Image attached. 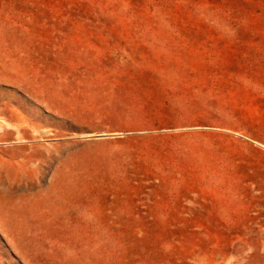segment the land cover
I'll return each mask as SVG.
<instances>
[{"label": "rangeland", "instance_id": "obj_1", "mask_svg": "<svg viewBox=\"0 0 264 264\" xmlns=\"http://www.w3.org/2000/svg\"><path fill=\"white\" fill-rule=\"evenodd\" d=\"M0 264H264V0H0Z\"/></svg>", "mask_w": 264, "mask_h": 264}, {"label": "crops", "instance_id": "obj_2", "mask_svg": "<svg viewBox=\"0 0 264 264\" xmlns=\"http://www.w3.org/2000/svg\"><path fill=\"white\" fill-rule=\"evenodd\" d=\"M71 163L70 165H73L74 161L70 160ZM69 166V165H68ZM135 172L137 173V171L135 170ZM100 203H103V201L101 200H94V203L96 205H99ZM120 207L124 208V209H128L126 211H122L120 212V214H140V213H146V214H152V215H156V214H165L167 213L166 210H162L163 208H167L168 207V202L166 200V198L162 197V196H154V197H148L144 200L139 199V198H122L121 202L119 203ZM144 207V209L142 210H133L134 208L137 207ZM161 209V210H159ZM83 216H87L86 214L79 216L81 218H78L74 221H87V220H92V219H82Z\"/></svg>", "mask_w": 264, "mask_h": 264}, {"label": "bare ground", "instance_id": "obj_3", "mask_svg": "<svg viewBox=\"0 0 264 264\" xmlns=\"http://www.w3.org/2000/svg\"><path fill=\"white\" fill-rule=\"evenodd\" d=\"M255 142V141H254ZM263 146V145H262ZM58 184V182H56V179H52L51 182H50V187L53 188V187H56Z\"/></svg>", "mask_w": 264, "mask_h": 264}]
</instances>
